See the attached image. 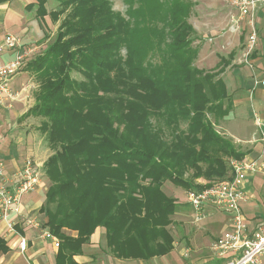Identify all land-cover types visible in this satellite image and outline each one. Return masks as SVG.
Segmentation results:
<instances>
[{
    "label": "trees",
    "instance_id": "trees-1",
    "mask_svg": "<svg viewBox=\"0 0 264 264\" xmlns=\"http://www.w3.org/2000/svg\"><path fill=\"white\" fill-rule=\"evenodd\" d=\"M46 1L25 8L43 17ZM58 1L53 41L25 65L38 87L23 114L41 118L52 151L40 211L59 240L55 264H76L97 227L114 258L165 256L176 202L164 182L201 189L197 178L227 177L226 158L242 155L215 129L233 110L219 75L235 52L213 70L194 65L189 0H124V13L110 0Z\"/></svg>",
    "mask_w": 264,
    "mask_h": 264
},
{
    "label": "rangeland",
    "instance_id": "rangeland-1",
    "mask_svg": "<svg viewBox=\"0 0 264 264\" xmlns=\"http://www.w3.org/2000/svg\"><path fill=\"white\" fill-rule=\"evenodd\" d=\"M22 1V3H19L21 0H12L11 3L18 7L17 12L19 15L24 16L25 21H27L26 23L33 25L37 31L39 30L41 32L40 34H37L38 36L35 37L36 39L31 40L28 45L25 44V46L29 47L35 46L36 49L25 59L20 70L24 69L29 61L34 59L36 55L43 51V49L53 41L59 25V20L62 18L60 17L58 20L54 21L50 16L51 11L59 8L58 0L46 1L44 5L46 14L43 17L37 16L35 11L36 4L29 9L24 6L27 0ZM33 1L34 0H32V2ZM189 1L193 3V6L188 21L195 29L192 34L194 38L192 45L201 52L207 49L206 56H204L203 59H195L194 65L199 69L213 70L215 68L214 63L218 60L219 55L226 56L231 50H235L234 59L232 61L233 64L226 67L224 73L222 75L220 74V77L224 79L228 92L231 93L233 100L235 98V100L238 101L244 100L247 90L250 87L249 83L253 82V77L259 78L264 75L261 73V66L259 67L256 61H251L253 57H249V65L239 62L242 57L243 45H245L246 40L245 42L243 40L244 43H242V46L241 44L239 45L237 37L240 36L241 33H238V31L233 32L231 28L232 22L230 20V12L233 11V9L230 7L229 1ZM110 2L113 10L124 13L126 9L124 0H110ZM19 6L22 7L23 10L19 9ZM243 23L241 22V29L244 27L243 37H245L247 32L245 31L246 26ZM263 24L264 20L262 21L261 28H258V23L255 26L257 39L253 51L258 50V38L261 35H264V32H262ZM36 25L38 29L36 28ZM19 33L17 31V35ZM19 37L22 39V36L19 35ZM73 76L78 77V74L73 73ZM33 78H35L34 75ZM29 82L30 83L28 84L33 83V85H25V87H23V97H28V99H31V102L34 104V93L38 84L36 85L37 81L34 82L33 80ZM255 105H257L256 101ZM232 112L233 110L224 118L216 121L215 129L222 136L231 139L238 152L242 155L240 158H226L225 161L229 168V175L227 177L212 178L210 180L202 177L197 178L195 182L199 186H204L213 181L228 179L232 174L231 162L233 160H243L247 156L254 155L253 152L256 145L252 142L251 137L254 129L252 123L250 124L249 120L245 117V111L243 109L241 112L239 108H235V113L237 114L235 116ZM40 121V117L30 116L27 124H31L32 129L35 128L38 133H41L38 129ZM182 127H184V125H182ZM224 127H230L228 132L224 131ZM229 133L234 136L229 135ZM42 145L44 147L47 146L45 140H42ZM199 179L200 181H198ZM46 181H48V179ZM257 183H260V188L251 189L252 199L248 204L242 203L241 205V209L244 211L250 227L264 223V174H259V177H257ZM47 184H49V181ZM162 190L167 196L172 197L176 202L175 212L171 217L172 224L168 227L173 236V250L165 256L157 257L155 260H149V262L131 259H115L109 264H218V260L211 254L210 246L213 240L219 237L221 233L228 228V215L209 208L208 212L210 214H208V216L202 221L196 223L193 220L191 209L186 202L185 193L188 189L186 190L169 181H165L162 185ZM99 243L100 244H97L90 252H85L86 255H89V260L87 259L88 262L86 261L84 264H97V262H100L101 260H113L106 246L105 239L102 238Z\"/></svg>",
    "mask_w": 264,
    "mask_h": 264
},
{
    "label": "built area",
    "instance_id": "built-area-1",
    "mask_svg": "<svg viewBox=\"0 0 264 264\" xmlns=\"http://www.w3.org/2000/svg\"><path fill=\"white\" fill-rule=\"evenodd\" d=\"M228 1L230 7L237 11V15H230L231 27L237 28L240 20L249 17V34L239 61L249 65V57L257 39L253 14L264 6V0ZM0 48L14 51L10 59L0 60V104L11 103L21 94V91L12 87V80L36 47L25 46L21 37L5 32ZM252 83L253 88L264 87V77H253ZM252 121V142L258 146V153L243 160H233L229 179L213 181L201 189H188L185 193L194 222L206 218L210 214L209 208L228 215V228L210 246L212 256L221 264H264V223L250 227L240 206L241 202L247 200L243 185L245 180L250 175L264 174V116L253 110ZM41 178L39 165L32 159L27 158L20 169L11 173L0 161V221L4 222L7 233H14L15 220L21 216V201L26 194L42 185ZM23 221L26 225H34L31 218H24ZM43 235L55 247L59 245L57 237L48 230ZM18 245L20 250H24L25 240L21 238Z\"/></svg>",
    "mask_w": 264,
    "mask_h": 264
},
{
    "label": "crops",
    "instance_id": "crops-1",
    "mask_svg": "<svg viewBox=\"0 0 264 264\" xmlns=\"http://www.w3.org/2000/svg\"><path fill=\"white\" fill-rule=\"evenodd\" d=\"M11 2L12 0L0 3V46L2 44V37L5 32H11L17 35V31L18 33L20 32L18 36H22V42L28 45L31 40L36 39L35 37H37V34H40L41 31H37L33 25L26 23L27 21H25L24 16L18 14V7ZM22 2L23 1L21 0V2L19 3ZM30 2H32V0H27L25 4H28ZM19 9L23 10V8L20 6ZM231 14L237 15V11L233 9V11L230 12V15ZM253 16L254 22L256 20L255 26L258 23V28H261L262 21L264 20V6L258 8ZM248 20L249 17L246 16L238 22L237 28L235 26L231 27L233 32L238 31V33H241V35L237 37L238 43L239 45L241 44V46L243 45L242 43H244L248 38ZM241 22H244L243 24L246 26L245 31L247 33L245 37H243L244 27L243 29H241ZM36 28L38 29L37 25ZM262 30V32H264V24ZM258 39L259 48L257 51H253L250 56L253 57L251 61H256L258 63V66H261V73L264 75V35H261ZM206 51L207 49H205L203 53L199 49H197L195 59H203V57L206 56ZM231 51L235 52V50ZM13 54L14 51L11 49L0 48V60L10 59ZM218 61L219 57L218 60L214 63L215 67L218 64ZM232 61L228 64V66L233 64ZM223 73L224 71L221 73V75ZM263 77L264 76H261L259 78ZM32 80L36 82L35 78H33V75L26 68L20 70L12 80V87L16 90L21 91L19 98L11 103L5 102L3 104H0V161L3 162L6 170L11 173L20 169L27 158L32 159L39 165V169L42 172V185L23 197L21 201V216H19L15 220L14 233H7L4 222L0 221V240H2L5 246L4 250H0V264H55V256L57 254L59 246L58 245L57 247H55L52 241L43 235V233L47 231V227L45 225L46 216L43 212L40 211V207L45 199L46 188L48 186V181H46L47 178L45 177L43 172V163L52 152L47 146L44 147L42 145V140H44L43 135L41 133H38L35 128L32 129L31 124H27L29 117L23 118V114L33 104V102H31V99H28V97H23V87H25V85H33V83L28 84L30 83L29 81ZM37 84L38 83H36V85ZM249 86L250 87L247 90V94L244 100L238 101L235 100L236 98L233 100L232 114L234 116L237 115L235 113V108H239L241 112L243 109L245 111V117L249 120L250 124L252 123L253 126V110L264 116V87L253 88L252 82L249 83ZM255 101L257 105H255ZM229 129L230 127H224V131L228 132ZM253 132L251 137H253ZM229 135H231V133H229ZM253 153H258V146L255 147ZM259 174L262 173L250 175L247 180H245L243 185L247 200L241 202L240 206L242 205V203L248 204L252 199V193L250 190L257 189L259 187L260 183H257V177H259ZM198 181H200V179ZM27 217L31 218L34 221V225H26L24 223L23 219ZM256 226L257 225L252 227ZM65 232L72 236L75 235L74 231L65 230ZM21 238L25 240L24 250H20L18 245ZM102 238L105 239L104 228L102 229V227H97L91 234L89 242L83 244L81 253L73 255L72 258L75 263L84 264L87 259L89 260V255H86L85 252H90L91 249L96 247L97 244H100L99 242ZM111 257L113 260H101V263L97 262V264H109L117 259L112 255ZM156 258L157 257H153L149 260H155ZM149 260L147 261L149 262Z\"/></svg>",
    "mask_w": 264,
    "mask_h": 264
}]
</instances>
